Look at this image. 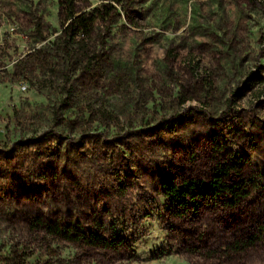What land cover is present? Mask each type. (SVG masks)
<instances>
[{
    "label": "rangeland",
    "instance_id": "rangeland-1",
    "mask_svg": "<svg viewBox=\"0 0 264 264\" xmlns=\"http://www.w3.org/2000/svg\"><path fill=\"white\" fill-rule=\"evenodd\" d=\"M120 1L71 55L62 0H0V264H264V0ZM231 156L238 205L166 204Z\"/></svg>",
    "mask_w": 264,
    "mask_h": 264
},
{
    "label": "trees",
    "instance_id": "trees-1",
    "mask_svg": "<svg viewBox=\"0 0 264 264\" xmlns=\"http://www.w3.org/2000/svg\"><path fill=\"white\" fill-rule=\"evenodd\" d=\"M116 1L119 4L121 2L120 0ZM85 2L86 0H62L67 13L68 23L63 27L59 41L62 49L71 55L77 46L85 44L83 45L85 48L89 47L87 43L92 41L97 26L101 22H105L112 11L118 12L116 6L109 2L102 3L90 9L82 7ZM90 63L91 61L88 59L87 64ZM254 76L257 82L262 81L261 75L256 73L248 78L246 87L253 86L250 82L255 83ZM59 138L61 136L52 131H49V133L43 136V139L48 141ZM30 141L26 139L20 142V144L23 147L29 148L31 147ZM11 152L13 154L9 156ZM1 156H4L9 164H18L19 157L15 149L2 150L0 152ZM241 167L239 162L237 163V158L231 156L225 161H220L211 178L207 180L199 177H185L180 179L173 176L163 177L159 186L160 193L166 204L181 216L198 214L204 204L213 201L227 207H233L242 202L250 194V184L244 177H241V175L237 176L238 174H236L238 171L240 172ZM37 224L41 225L40 222H37ZM109 225L112 224L110 223ZM48 228L53 233L59 232V228L56 225H50ZM62 232L65 234V230ZM78 232L79 240L84 239L92 245L119 248L123 244V237L117 229H114V233L110 235L102 234L97 230H90L88 233H83L81 230H78ZM67 234V236L72 238L70 233Z\"/></svg>",
    "mask_w": 264,
    "mask_h": 264
}]
</instances>
